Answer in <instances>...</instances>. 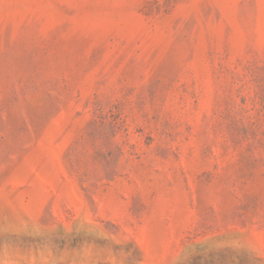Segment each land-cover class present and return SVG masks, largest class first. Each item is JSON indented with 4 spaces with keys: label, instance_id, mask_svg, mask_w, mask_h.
Instances as JSON below:
<instances>
[{
    "label": "rangeland",
    "instance_id": "obj_1",
    "mask_svg": "<svg viewBox=\"0 0 264 264\" xmlns=\"http://www.w3.org/2000/svg\"><path fill=\"white\" fill-rule=\"evenodd\" d=\"M0 264H264V0H0Z\"/></svg>",
    "mask_w": 264,
    "mask_h": 264
}]
</instances>
